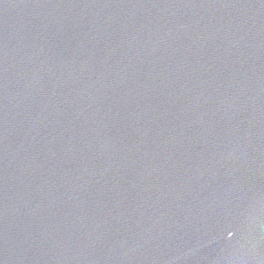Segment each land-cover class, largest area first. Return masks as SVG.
Returning a JSON list of instances; mask_svg holds the SVG:
<instances>
[{
    "label": "water",
    "instance_id": "water-1",
    "mask_svg": "<svg viewBox=\"0 0 264 264\" xmlns=\"http://www.w3.org/2000/svg\"><path fill=\"white\" fill-rule=\"evenodd\" d=\"M0 264H264V0H0Z\"/></svg>",
    "mask_w": 264,
    "mask_h": 264
}]
</instances>
